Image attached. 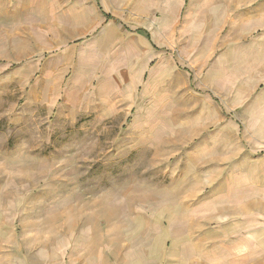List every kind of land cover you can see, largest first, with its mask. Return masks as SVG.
<instances>
[{
	"label": "rangeland",
	"instance_id": "374dc122",
	"mask_svg": "<svg viewBox=\"0 0 264 264\" xmlns=\"http://www.w3.org/2000/svg\"><path fill=\"white\" fill-rule=\"evenodd\" d=\"M80 1L0 0V264H173L264 151V0Z\"/></svg>",
	"mask_w": 264,
	"mask_h": 264
},
{
	"label": "crops",
	"instance_id": "0c3cea01",
	"mask_svg": "<svg viewBox=\"0 0 264 264\" xmlns=\"http://www.w3.org/2000/svg\"><path fill=\"white\" fill-rule=\"evenodd\" d=\"M79 2L80 21L71 27H99L86 21V8L95 10L96 2ZM93 6H90V5ZM96 11V10H95ZM107 13L104 12V15ZM107 19H112L107 14ZM116 20V19H113ZM104 27H117L107 23ZM244 182H235L228 192L214 198L209 191L199 217L196 206L191 210V241L186 249L174 248L173 264H264V151L254 156L252 179L243 174ZM249 176V178H247ZM214 205V202H216ZM227 201V202H226ZM220 203V204H219ZM212 204V207L210 206ZM200 223L201 228L194 229ZM204 225V226H203ZM191 227V229H192Z\"/></svg>",
	"mask_w": 264,
	"mask_h": 264
}]
</instances>
